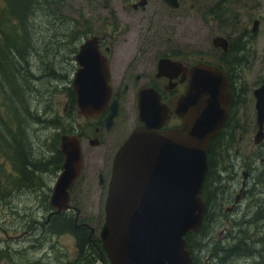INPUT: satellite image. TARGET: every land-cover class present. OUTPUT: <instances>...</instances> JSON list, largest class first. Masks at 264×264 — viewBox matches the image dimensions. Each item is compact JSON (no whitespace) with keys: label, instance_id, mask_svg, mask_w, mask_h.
<instances>
[{"label":"water","instance_id":"water-1","mask_svg":"<svg viewBox=\"0 0 264 264\" xmlns=\"http://www.w3.org/2000/svg\"><path fill=\"white\" fill-rule=\"evenodd\" d=\"M163 2L177 7L176 0ZM138 5L143 6L144 0ZM74 60L78 68L71 89L76 114L87 119L99 114L110 97L107 63L97 50L95 36L79 46ZM168 63L160 59L158 71ZM188 75L187 87L174 107L182 119L177 128L160 130L166 109L153 90L137 94L140 125L113 157L99 231L109 264H192L184 236L196 232L202 221L205 153L208 141L226 121L231 96L225 78L215 68L196 64ZM253 97L257 130L252 143L257 145L264 138V78ZM115 113L112 102L105 122ZM58 149L62 163L48 199L49 215L68 209L67 190L81 170L77 136L60 135Z\"/></svg>","mask_w":264,"mask_h":264},{"label":"flooded vegetation","instance_id":"flooded-vegetation-1","mask_svg":"<svg viewBox=\"0 0 264 264\" xmlns=\"http://www.w3.org/2000/svg\"><path fill=\"white\" fill-rule=\"evenodd\" d=\"M139 1L140 0H130L128 2V0H124L120 2V13L128 15V12H143L149 0H144L143 6L138 5ZM157 1H159L164 9L161 20L166 29H170V26H178V23L181 22L182 19L192 20L193 25L197 28L194 33L195 36L191 38L195 46H191V49L182 47V45L177 44V41H182V39L178 40L180 38L177 37L173 38V45L170 46L168 43L170 40L169 37L161 44L159 50L154 52L157 45L145 49L143 47L144 42H141L139 39L115 37L120 31V28H124L122 24L108 23V21L104 23L103 17H98L96 21L98 20V24L101 26L102 30L94 29L91 34L87 33L85 36L81 35L72 43V49H67L70 54L69 59H67L69 60L68 65L72 63L73 69L69 75V86L64 88L66 95L63 110L66 109L69 113L65 123L69 127L71 133L67 135H75L78 137L81 170L77 179L67 190L68 209L58 215L72 217L73 223L79 224L81 228V230L74 234H62L73 240L74 249L78 257V264H109L101 248L99 239V231L104 217V202L110 179L113 157L132 130L140 125L137 112V94L139 91L143 89L153 90L159 97V103L166 109V119L160 130L177 128L180 126L182 119L175 114L174 107L177 99L184 93L187 87L189 79L188 71L196 64L207 65L217 69L225 78L227 89L231 96L226 121L217 135L225 128L232 111L234 112L233 127H235V129L229 136H232L233 140L236 138V141L241 142L245 137L249 138V135H251L252 142L253 136L257 130L253 90L261 84L264 75L259 77L253 89L247 88L244 75L249 71L252 61L253 63L256 62L255 58L258 55V50L254 41L257 36L259 18L250 17L247 22H241L240 20L242 15L249 13L251 9L259 8V1L176 0V8L168 7L163 0ZM128 9H130V11ZM69 16L70 15H68L67 22L70 27L71 25L75 26L76 19ZM85 18L86 17L80 16V14L77 16V20L82 21L79 24L81 31H83L84 28L83 20ZM141 19L142 17L139 18V21ZM144 19H146V17H144ZM136 24H139V22H136ZM108 27L111 29L109 30ZM201 30L208 31L206 43L200 39ZM172 31H175V28L172 29ZM90 36L96 37L97 50L104 56L107 63L110 97L104 109L99 114L87 119L82 117L86 124L81 126L75 124L74 126L73 123L69 121L71 115L76 114L74 94L71 89L72 77L78 68L74 57L79 46ZM150 55H152V58ZM160 59L167 60L169 63L165 65L164 69L158 71L157 64ZM70 93L72 94L71 100ZM112 102H115L116 113L111 121L107 123L105 119L109 113V106ZM72 104L74 106V113L68 111ZM248 107L252 109V114H250L251 119L247 118V122L243 123V118L238 113L240 110H244ZM30 123L34 125L37 124ZM39 125L43 126L44 124ZM262 126V131L264 132V121ZM34 130L31 129L30 132L34 133ZM30 132L27 133L32 141L30 144V146H32L31 153L36 154L38 152L37 149L40 150L42 148L48 150L45 142L49 139L34 142V138L37 140V137H35L36 135H32L33 137L30 136ZM263 144L264 138L257 145L253 144V147L249 151V155L253 154L254 150L261 147ZM56 148L58 149V142ZM233 153L234 155L237 154V150L233 151ZM48 161H50V159H48ZM227 162H229V165L232 163L231 167L236 165V160L230 156V153L227 155ZM236 167L240 170V183L236 190L231 193L227 192L226 194V197H231V203L229 207H226L228 210L225 209L226 213L233 212L240 198L242 199V196L245 197L248 192L246 184L251 174V160L249 158L244 160L243 158ZM60 168L56 171H51L50 168H44V171L41 170L38 172L37 170L33 172V174H39L41 177H48V175H52L53 177L50 185L46 186L49 190L45 196L47 205L51 188L60 172ZM19 173L20 172H18V174ZM15 174L19 179V183H17L18 188L26 189L34 186L32 182L28 180L24 181L21 175L18 177L17 173ZM26 184L28 187H26ZM42 185L44 186V182H42ZM237 194L240 195L237 196ZM84 201H92L95 203V218L92 216L80 215L78 206L81 208ZM51 212L52 210L48 207L44 224H47L50 217L53 216L49 215ZM48 215L49 218H47ZM91 221H96V225L91 227Z\"/></svg>","mask_w":264,"mask_h":264},{"label":"rangeland","instance_id":"rangeland-1","mask_svg":"<svg viewBox=\"0 0 264 264\" xmlns=\"http://www.w3.org/2000/svg\"><path fill=\"white\" fill-rule=\"evenodd\" d=\"M123 1L124 0H63L62 7L60 8L61 15L67 19L68 15H70L69 17L76 19L77 23H75V26L71 25L70 27L69 23L66 22L64 27L67 31L70 30L68 35L71 34L72 30L77 33L81 32L79 24L82 21L77 20L78 13H81L83 17L89 19L86 24L89 25L90 34L94 29L102 30L101 26L98 24V20L96 21V18L103 17L104 23L105 21H108V23L112 22L113 24L121 23L122 27H124L123 29L120 28V31L115 37L139 39L141 42H144L143 47L145 49L157 45L154 52H157L161 44L169 37L170 40L168 43L170 46L173 45L172 42L174 37L180 38L178 40L182 39V41H177V44L182 45V47L191 49V46H195L194 42L191 41V38L195 36L194 33L197 28L193 25L191 19H182L181 22L178 23V26H170V29H166L161 20L164 9L159 1L149 0V3L144 7L145 10L143 12H128V15L120 13V2ZM129 1L130 0H128V2ZM258 1L259 8L251 9L249 13L242 15L240 20L241 22H247L250 17L259 18L257 36L254 41L258 50V55L255 58L256 62L253 63L252 61L249 71H246L247 73L244 75V81L249 89H253L259 77L264 75V0ZM128 10L130 11V9ZM140 17H142V19L139 21ZM144 17H146V19H144ZM44 21L45 20L42 19V16H38V18L36 17L37 24L35 25L37 26V30L35 38L41 34L44 36L46 35V32L43 31L44 28H46ZM62 22L64 23L65 21ZM136 22H139V24H136ZM61 26V22H57L56 20L52 21V27L54 29H57L58 27L61 28ZM60 28L59 30L62 29ZM174 28L175 31H172ZM108 29L110 30L111 28L108 27ZM59 32L60 31H57V33ZM80 36L81 35L78 34L74 38H71V36L64 38L57 37L45 40V43H43V40L40 41V38L39 40L36 39L37 45L35 48L40 50L42 49V46L43 48L45 46V51L48 53V57L52 62L50 64V70L55 72L54 74L59 75V77H53L42 71V67L38 65L39 62L37 57L35 54H31V58L33 59H30L29 65H31V68L28 71V75H30L28 78L30 81L28 80V84L33 92L31 90L29 94L26 93V96L27 99L30 101L32 100V102H29L30 112H33V115L39 117L42 121L48 120L52 124L56 123L57 125L62 126L69 116L66 109L63 110L66 95L64 88L69 86V75L73 69L72 63L68 65L69 60L67 59H69L70 54L67 49H72V43H74V40ZM206 37H208V31L201 30L200 39L204 43H206ZM150 57L152 58V55H150ZM34 98L36 99L34 100ZM238 114L243 118L242 122L245 123L247 122V118L251 119L250 114H252V109H249L248 107L244 110H240ZM69 121L72 122L74 126L75 124L80 126L86 124L83 118L76 114H72ZM29 126V132L31 129H35L34 133L30 132V136L36 135L35 137H37V140L34 138V142L50 139L53 134L60 131V129H55L51 125L48 126L47 123L43 126L38 124H30ZM26 135L28 136V133H26ZM28 138L31 144L32 141L29 136ZM251 138V135H249V138L245 137L241 142L236 141L235 138L234 143L230 146V156L236 160V165H239L243 158L244 160L249 158L251 160L252 169L249 180H247L246 184V189L248 191L246 196H242V199L240 198L238 205L233 212L227 213L221 222H217L216 225H213V238H217V241L222 240L223 242L227 232L230 231V226L227 225L228 221L241 218L243 214H248L251 211H254L255 207L258 205H262V208H264V183L253 186L256 174H260L262 171L264 172V144L259 148L254 147L256 149L253 154L249 155V151L253 147ZM49 143V140L45 142L46 147ZM235 150H237V154L234 155L233 151ZM42 153L47 154L45 152ZM236 165L229 168V170L227 169V171L222 174V182L218 184L226 189V192L228 193L236 190L240 183V170ZM14 178H16L15 171L7 161L0 158V244L9 249L11 257H14L15 261L18 260V257L20 259V254L24 253L30 259H38L42 263L78 264V257L74 249L73 240L70 237L66 235H41L40 232L45 230L44 219L48 211L46 209L47 207L40 202V199H36V197L27 194L28 192H26L25 189H20L17 185L13 184L12 180ZM52 178V175H48V177L43 176L44 186L42 191H39L40 193H45V187L50 185ZM262 178L263 177H259V179ZM239 195L240 194H237V196ZM230 198L231 197H227L225 200V209H227L226 207H229L231 203ZM254 200L258 202L254 203ZM82 205L81 208L78 206L81 216L96 217V206L94 202L84 201ZM95 222L96 221H91V227L96 225ZM262 228L264 229V227ZM208 254V252L206 254L205 251H202V253H198V257L205 261ZM56 259H61L62 262H58ZM13 264H18V261ZM222 264L252 263L245 259H226Z\"/></svg>","mask_w":264,"mask_h":264},{"label":"trees","instance_id":"trees-1","mask_svg":"<svg viewBox=\"0 0 264 264\" xmlns=\"http://www.w3.org/2000/svg\"><path fill=\"white\" fill-rule=\"evenodd\" d=\"M62 3L63 0H0V158L10 164L18 177L21 175L24 181L32 182L33 187H28L26 184L27 194L40 199L47 210L45 196L49 190L45 187V193L39 192L42 191L43 177L33 174V172L44 171V168L56 171L60 168L62 157L56 148L58 136L71 132L66 123L59 126L48 120L43 122L39 117L33 115L29 108V102L32 100L27 99L26 93L29 94L32 90L28 84L30 59H33L31 54H35L37 57L38 65L42 67V71L53 77H59L50 70L52 62L45 51V46L44 48L42 46L40 50L35 48L39 38L45 43V40L57 37L71 36L74 38L78 34L85 36L89 33V25L86 24L89 19L86 17L83 20V31L77 33L72 30L68 35L70 30L67 31L64 27L67 18H64L60 11ZM79 14L82 16L81 13ZM38 16H42V19L45 20L46 28L43 31L46 32V35L41 34L35 38L37 30L35 24H37L36 17L38 18ZM54 20L61 22L62 29L52 27ZM57 31L60 32L57 33ZM71 97L70 93V100ZM73 108L72 104L68 111L74 113ZM233 119L234 112L232 111L227 120V127L225 126L219 135L208 141L205 153L207 170L200 192L205 203L204 215L197 231L184 236L185 248L190 254L192 264H222L226 259H245L252 264H264V229L262 228L264 227V208L262 205L256 206L254 211L243 214L239 219L228 221L227 225L230 226V231L227 232L223 242L213 238V225L221 222L227 215L224 208L227 192L218 184L222 182V174L232 168V163L229 165L227 162V155L231 153L230 146L234 143L233 137L229 136L235 129ZM30 122L38 125L47 123L48 126L60 129L49 139L48 150L37 149L36 154L31 153L32 146H30L29 138L26 135L29 132ZM18 172L20 173L18 174ZM263 173L262 171L260 174L258 173L259 175L256 174L253 186L264 183ZM259 177L263 178L259 179ZM12 183L17 185L19 179L14 178ZM257 202L254 200V203ZM44 229L40 232L41 235L48 234V236L49 234L51 236L63 233L74 234L81 230L79 224L73 223L72 217L63 215L51 216L49 222L44 224ZM202 251H205L206 254L209 253L205 261L198 257V253H202ZM56 260L62 262L61 259ZM17 261L18 264H48L42 263L38 259H30L24 253L20 254V259L18 257ZM17 261L11 257L9 249L0 244V264H13Z\"/></svg>","mask_w":264,"mask_h":264}]
</instances>
